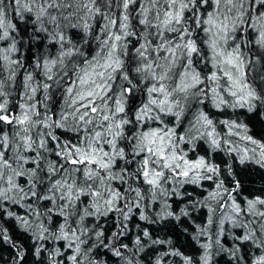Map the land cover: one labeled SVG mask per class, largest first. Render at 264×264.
I'll return each instance as SVG.
<instances>
[{
    "label": "snow or ice",
    "instance_id": "obj_1",
    "mask_svg": "<svg viewBox=\"0 0 264 264\" xmlns=\"http://www.w3.org/2000/svg\"><path fill=\"white\" fill-rule=\"evenodd\" d=\"M0 264H264V0H0Z\"/></svg>",
    "mask_w": 264,
    "mask_h": 264
},
{
    "label": "trees",
    "instance_id": "obj_2",
    "mask_svg": "<svg viewBox=\"0 0 264 264\" xmlns=\"http://www.w3.org/2000/svg\"><path fill=\"white\" fill-rule=\"evenodd\" d=\"M256 130H258V131L260 130V126L259 125H257ZM256 179H257V182L259 183L258 177Z\"/></svg>",
    "mask_w": 264,
    "mask_h": 264
}]
</instances>
